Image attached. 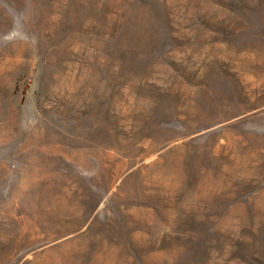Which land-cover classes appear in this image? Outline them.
<instances>
[{
    "label": "rangeland",
    "instance_id": "rangeland-1",
    "mask_svg": "<svg viewBox=\"0 0 264 264\" xmlns=\"http://www.w3.org/2000/svg\"><path fill=\"white\" fill-rule=\"evenodd\" d=\"M0 264H264V0H0Z\"/></svg>",
    "mask_w": 264,
    "mask_h": 264
}]
</instances>
